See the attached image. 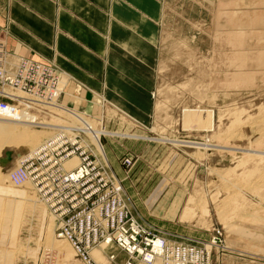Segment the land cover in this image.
Wrapping results in <instances>:
<instances>
[{
	"label": "rangeland",
	"instance_id": "rangeland-1",
	"mask_svg": "<svg viewBox=\"0 0 264 264\" xmlns=\"http://www.w3.org/2000/svg\"><path fill=\"white\" fill-rule=\"evenodd\" d=\"M162 6L149 121L112 102L104 90H88L76 106L64 101L76 109L69 110L61 102L72 81L60 104L46 105L36 121L60 131L73 124L72 117L95 119L88 114L103 111L107 129L125 132L102 135V143L138 220L176 239L210 240L220 226L222 243L237 241L229 252L248 250L254 257L252 245L261 251L264 243L256 239L264 236V0H163ZM201 109L215 114L210 130L192 128L191 114L185 117V110ZM127 156L132 163L124 161ZM29 185H13L10 175L0 181V264H45L44 252H54L59 264H83L67 241L56 238L54 216ZM190 197L195 208L185 213ZM50 239L67 244L69 257ZM224 248H213V264L227 253ZM99 250L94 258L105 264Z\"/></svg>",
	"mask_w": 264,
	"mask_h": 264
},
{
	"label": "built area",
	"instance_id": "built-area-1",
	"mask_svg": "<svg viewBox=\"0 0 264 264\" xmlns=\"http://www.w3.org/2000/svg\"><path fill=\"white\" fill-rule=\"evenodd\" d=\"M0 59L2 62L5 59L2 41ZM11 60L16 65L14 75L0 66L1 113L10 116L20 109L34 117L33 113L49 109L44 106L45 102L60 104V96L67 84L59 81L60 65L54 58L16 56ZM102 112L89 113L99 118L96 126L86 120L75 132L64 128V133L48 138L35 155L25 158L23 165L10 172L13 183L18 186L27 180L36 183L38 191L58 215V234L68 238L89 264H96L90 250L101 239L110 246L120 247L128 255L125 264H144L143 260L152 264L156 256L170 254L173 258L179 249L186 251L181 264H213V248L218 243L224 245L225 232L220 226L213 228L210 240L193 237L176 239L134 216L125 198L124 186L106 156L102 135L116 132L106 128V114ZM92 133L98 136L100 147L84 141V137H91ZM74 154L80 156V166L65 172L62 170L63 158ZM124 161L130 164L133 158L127 156ZM97 210H100L99 216ZM104 220L106 222H102ZM197 251L202 255L196 256ZM42 255L45 256V264H59L54 252ZM114 256L112 253L111 258L114 259ZM174 261L164 264H173Z\"/></svg>",
	"mask_w": 264,
	"mask_h": 264
},
{
	"label": "crops",
	"instance_id": "crops-1",
	"mask_svg": "<svg viewBox=\"0 0 264 264\" xmlns=\"http://www.w3.org/2000/svg\"><path fill=\"white\" fill-rule=\"evenodd\" d=\"M162 3L163 0H0V35L12 53L6 50L9 56L44 55L56 59L69 75L67 85L74 82L68 86L71 90L62 94L61 103L66 107L76 110L68 104L78 105L81 98L91 94L88 90H104L112 102L147 122L153 112L150 91L154 87L153 64ZM73 94L77 102L71 99ZM256 239L264 241V236ZM238 243L242 246L239 240ZM262 246L260 251L252 245V254L264 252V243ZM247 252L224 253L216 264H264V255L252 257Z\"/></svg>",
	"mask_w": 264,
	"mask_h": 264
},
{
	"label": "bare ground",
	"instance_id": "bare-ground-1",
	"mask_svg": "<svg viewBox=\"0 0 264 264\" xmlns=\"http://www.w3.org/2000/svg\"><path fill=\"white\" fill-rule=\"evenodd\" d=\"M6 52L7 51L5 50V59L3 60V62L0 59V66L3 69H5L6 71H8L11 75H14L16 73V65L13 61H9L8 58H10V57H9L8 53L6 56ZM60 71H61V75H60L59 81L64 83V84H67L69 81V75L61 67H60ZM65 76H67V78L64 80ZM48 104H51V103L45 102L44 106H46ZM68 109L73 110L70 108H68ZM208 111H207L208 114H206V113H204V112H206V109L205 110L201 109L198 111L185 110V117L187 115L191 114V117H192L191 127L197 126V124H199V125H201V128L210 130L214 125H216L215 124L216 121H215L214 112L209 110V109H208ZM14 115H17V117H14ZM69 115H70V113H69ZM29 116L30 115H28L27 113L21 112L20 109L17 111H13V114H10V116L6 115V113L0 114V148L3 147V145L6 146L3 149V151L0 153V156L4 155L5 150H9V152H10V156H9L7 162L0 163V181L8 180L10 172L14 168H16L18 165H23L24 164L23 161L25 160V158L30 157L31 155H35L36 151L42 145L45 144V142L47 141L48 138H50L52 136L54 137L57 134H62L66 131L65 129H61L59 131V129L52 122H45V121L37 122L36 120H39V115L37 113H33L34 117L30 116V119L28 120ZM71 116H72V114H71ZM73 116H75V115H73ZM90 116H93V115H90ZM67 117H68V115H67ZM93 117L95 119H91L90 117H88V118L98 122L99 118H97L96 116H93ZM69 118H71V117L69 116ZM89 119H85V118L82 119V117L81 118L72 117L70 120L72 121L73 124L72 125H65L63 128H67V131H70L71 133L75 132L74 131L75 129L81 127L82 124L84 122H86V120L89 121ZM94 126H96V124ZM116 132H119V131H116ZM122 133H125V132H119L117 134H122ZM193 136H197V135H193ZM209 139L210 138H207L206 144H208ZM84 141L85 142H92L96 145L98 144L99 147L101 146L100 141H98V136L93 134V133H92L91 137H84ZM246 151H248V150H246ZM242 152H243V150H242ZM80 162H81V158L78 154H74L73 156L63 158L62 170H64L65 172H67L68 170L73 171V169L75 167L80 166ZM27 183L31 184L29 186H33V189L35 190V193H36V197H37L36 200H37L38 204L41 205L42 207H44L45 209L47 207L49 212L51 213V215L54 216V218L56 220V225H57L56 226V238L63 240V241L64 240L67 241L71 245V247L73 248L76 257L81 261V263L89 264L88 261L82 256V254L77 250V248L72 244V242L68 238L61 237L58 234V231H57L58 225H59V221H58V217H57L58 215L51 209L49 203L46 201V199L43 197V195L38 191L36 183L34 181L31 182L30 180H27V181L23 182L21 185H25ZM12 184L15 186H18L16 184H14L13 181H12ZM194 201L195 200L192 197H190L188 199V203H187L185 213H187V212L191 213L192 212V210L195 208ZM200 206H201L200 207L201 208V210H200L201 214L205 215L206 212H208L207 203L203 202ZM99 213H100V210H97L96 214L98 216H99ZM102 222H106V221L104 220ZM50 238H52L51 235H50ZM49 241H50V244H52V246H56L59 251H63L65 254V257H69V255L71 253H70V248L67 246V244L66 245H59V244L55 243L54 241H51V239ZM98 242H99L98 244L94 243L91 247L90 255L92 258H94V256H96V255H94L95 250L101 249L97 253V256H98V258H101V259L103 256V260H105V264H125L124 260L126 259V261H127L128 255L125 252L121 251L120 247L115 246L114 244H111V246H110L103 239L99 240ZM235 245H237V241L230 237L227 240V244L223 245V244L218 243L217 247L218 248H220V246L227 247V250H225L226 248H224L223 251L229 252L228 249L235 247ZM208 246H210V244H208ZM176 252H177V254L173 258L171 256H169L170 254H168L167 256L158 255V256H156V258L152 264H164V262H169L170 260H175L173 264H181V262L184 261L183 256L186 254V251L184 249H179ZM112 253L115 254L114 259L111 258ZM201 255L202 254L200 251L196 252V256H201ZM143 262H144V264H147L144 260H143ZM96 264H100V263L96 260Z\"/></svg>",
	"mask_w": 264,
	"mask_h": 264
},
{
	"label": "water",
	"instance_id": "water-1",
	"mask_svg": "<svg viewBox=\"0 0 264 264\" xmlns=\"http://www.w3.org/2000/svg\"><path fill=\"white\" fill-rule=\"evenodd\" d=\"M10 156L9 150H5V153L3 156H0V163H5L7 162L8 158Z\"/></svg>",
	"mask_w": 264,
	"mask_h": 264
}]
</instances>
